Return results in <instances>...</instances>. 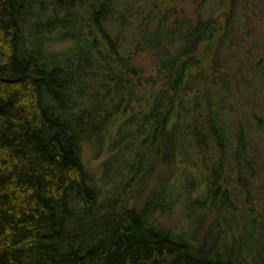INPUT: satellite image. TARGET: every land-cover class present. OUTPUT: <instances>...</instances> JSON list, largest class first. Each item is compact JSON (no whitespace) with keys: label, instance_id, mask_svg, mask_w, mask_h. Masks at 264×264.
<instances>
[{"label":"trees","instance_id":"1","mask_svg":"<svg viewBox=\"0 0 264 264\" xmlns=\"http://www.w3.org/2000/svg\"><path fill=\"white\" fill-rule=\"evenodd\" d=\"M261 80L264 0H0V264H264L234 201L264 167ZM107 138L100 189L83 146ZM183 198L185 227L151 222Z\"/></svg>","mask_w":264,"mask_h":264},{"label":"rangeland","instance_id":"2","mask_svg":"<svg viewBox=\"0 0 264 264\" xmlns=\"http://www.w3.org/2000/svg\"><path fill=\"white\" fill-rule=\"evenodd\" d=\"M55 44L56 45H53L52 47H50V50H49L50 53L57 52L67 47L66 42H57ZM134 62H135V65L138 66L139 69L143 71L142 74L144 77L146 76L149 77L155 74L153 59L151 55H149L148 53H143L138 56H135ZM262 82H264V80H261L260 83L258 82V89L264 91V87L261 88ZM249 97L251 96L249 95ZM129 114H130L129 112L126 113V115L121 120H119V123L116 126L119 127L123 125L124 122H126V120L128 119ZM83 148H84L83 149V161L87 169L91 173V175H93L94 178L96 179V182L98 183V185H100V189H101L103 187L101 186L100 180L102 176L104 177V170H103L104 164L103 163L107 159L109 160L110 158V153H108V149H109L108 138H107V143L103 146H98L96 142L91 141L89 143L84 144ZM263 158H264V155H263ZM258 172L259 173L258 175H256V178L252 177L251 175L249 177V179L252 181V184H253V185H250V189L246 191L242 189H238V193H241V194H240L239 200L238 201L234 200V201L236 202V205L239 210H244V211L249 210L251 215L253 216L255 215L256 217L258 218L260 217L262 219V217L264 216V167H261ZM261 177L263 180H261ZM107 187L108 188L104 187L103 194H105V196H107L110 199L111 197L115 196V194L117 195V193L110 192L109 190L111 188L110 185H108ZM150 188H151L150 185L148 189H147V186L146 188H143L144 190L143 194H141L140 197L139 196L135 197L133 201L131 202V204L141 207V204L145 201V199L149 195L148 193L150 191ZM247 192L251 196L250 198L251 201H253L251 203L247 202L248 201L247 199H249L247 197V194H248ZM182 194L184 198H186L187 191L185 192L183 191ZM197 196H198V193H197ZM184 198L178 200L175 204H173L171 209L169 210L165 209L163 212H159L158 215H156L151 220V222H153L155 225H160L164 228L172 229V230H177L179 225L180 227L181 226L185 227V224H186L185 218L188 216L189 213L186 212L187 206L183 205L184 200H185ZM195 212H196L195 216L197 217V219H199L198 221L201 224L199 225L201 232L197 233V237L199 238V240H201L205 231L211 227L213 220L217 214L215 212H210L209 210L203 213L197 210H195L194 213ZM201 220H203L202 223H201ZM232 234L233 233H231V235ZM231 235L229 236L230 239H231Z\"/></svg>","mask_w":264,"mask_h":264}]
</instances>
